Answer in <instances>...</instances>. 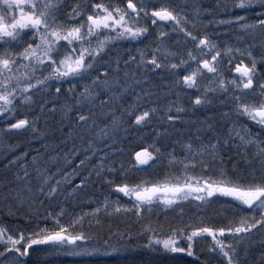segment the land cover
Here are the masks:
<instances>
[{
  "label": "snow or ice",
  "instance_id": "snow-or-ice-1",
  "mask_svg": "<svg viewBox=\"0 0 264 264\" xmlns=\"http://www.w3.org/2000/svg\"><path fill=\"white\" fill-rule=\"evenodd\" d=\"M220 8L225 18H218ZM212 25L229 39L210 33ZM153 36L155 47L145 43ZM173 38L175 50L166 44ZM154 76L164 82L153 87ZM181 92L190 93L187 106ZM200 112L202 120L185 119ZM0 116L5 139L30 132L45 141L43 152L21 151L0 165L6 170L0 204L34 209L15 230L0 222V264H29L40 254L78 257L83 264L115 254L137 264L136 255L144 253L154 259L142 264H154L169 254L194 256L197 241L209 237L213 264H264V0H217L212 9L199 0L159 6L152 0H0ZM41 119L52 123L51 130L41 131ZM153 119L159 123L152 143L134 151L131 170L166 159L181 174L130 179L116 157L125 151L129 130H143ZM231 146L241 159L229 174L220 165L223 149ZM6 150L16 152L11 144ZM64 166L73 167L78 184ZM80 169H90L87 177ZM93 175L108 189L94 207L70 214L56 203L57 197L81 203L76 194L93 184ZM221 199L228 207L211 223L200 219L166 230L143 223L156 208L179 209L183 221L185 202L199 217ZM132 217L142 225L135 237L130 228L121 230L124 218Z\"/></svg>",
  "mask_w": 264,
  "mask_h": 264
},
{
  "label": "trees",
  "instance_id": "trees-1",
  "mask_svg": "<svg viewBox=\"0 0 264 264\" xmlns=\"http://www.w3.org/2000/svg\"><path fill=\"white\" fill-rule=\"evenodd\" d=\"M185 3H190L191 1L197 2V0H182ZM209 1V0H208ZM207 0H199V2L206 8L208 6ZM220 2H223V0H220ZM163 3V1H161ZM160 3V4H161ZM210 6L214 3L216 7L217 0H210ZM155 4V3H153ZM159 6V4H157ZM210 7V9L215 8ZM218 12V18H225L223 16V9H217ZM238 14V13H237ZM249 17L253 16L254 13L251 11L247 14ZM229 39L228 36L225 37L224 40ZM154 36L148 40L145 41L146 44H149L151 47H155V44L153 43ZM166 44L169 48L172 50L176 49V43L175 38H173L170 41H166ZM131 47V46H129ZM138 47H144V45H138ZM188 47H191V45H188ZM123 51V49H121ZM133 52H135V49H133ZM151 53L149 52V55ZM195 65H193L194 67ZM226 67V65H225ZM152 86L155 87L156 83H163L164 81L161 80L160 77H152ZM207 81H205L206 83ZM189 94L180 93V96L182 97L181 102L187 106L189 104ZM174 97L169 96V99H173ZM131 99V98H130ZM161 103H164V100L161 99ZM23 112V110H21ZM210 114V113H209ZM205 117V113L200 112L196 115H193L192 113H188L185 117L186 120H202ZM59 120V116L56 118ZM159 120L153 119L151 125L144 128L143 130L136 131L133 129L129 130V135L124 139L123 141V147L125 148V151L122 155L117 156L116 159L118 161H123L126 168H129L130 171L128 173L130 179H148V180H163L167 175L169 174H175L180 175L181 169L178 168H171L168 165V162L166 159L162 160L158 164H154L151 168H148L145 171H133L131 170V160L134 159V151L141 150L142 147L148 146L152 143V140L154 138V133L152 129L158 125ZM5 126V123L0 125V128H3ZM41 131L43 132L46 128L51 130L53 127L52 123L45 124L44 120L41 119L37 125ZM179 127V125H178ZM255 130V129H254ZM192 131L195 132V128H192ZM58 136L61 138L63 137L62 133H57ZM123 135V134H122ZM45 141L35 138L30 132L24 133V134H17V133H11L9 134L8 138L5 139L2 135H0V165L2 163H6V158H11L13 154H19L21 151L30 150V149H40L43 152L42 144ZM53 143H55L54 140H52ZM166 144L169 143V141H164ZM80 141L76 140V144L80 145ZM13 145L16 148V152L12 153L9 150H6V145ZM64 150L68 151L71 148V141H69L68 144L64 145ZM151 150V149H150ZM176 151L179 154L180 148L179 146L176 147ZM224 151V159L223 164L220 165V167L223 168V170L227 171L229 174H231L233 171H236V164L240 161L239 156V150L235 148L234 146L231 147H225L223 149ZM249 151H252V149H249ZM31 155H35V152H32ZM31 157H29L30 159ZM83 158V157H81ZM73 163L79 167V160L73 158ZM214 166V170H215ZM240 167L243 168V163L240 164ZM64 170L66 173L69 174V179L72 180V184H78L80 177L74 176L73 174V167L72 166H64ZM90 169H80L83 176L88 175V171ZM6 170L0 166V175H2ZM55 171V169H53ZM194 174H200V170L197 169ZM212 174V173H209ZM57 179H60L59 176L56 177ZM117 180L120 179L119 176L116 177ZM93 184H89L82 192H77V196L80 198L81 203L78 204L76 199L68 198L67 200L65 197H57L56 203L61 204L67 208L69 213H79L81 208L84 210H87L89 207L95 206V201H100L103 199L104 195L107 194V186H101L99 182L96 181V177L93 175L92 177ZM95 185V186H93ZM71 186H69L70 190ZM86 194L90 195L92 198L93 203L89 204L86 198ZM67 195V194H66ZM50 203L49 201H45L44 205L45 207ZM185 210L187 212V216L184 218L183 221L179 219V209H176L175 211H169L168 213H164L160 208L154 209L151 216L145 215V221L143 223H147L149 220H151L153 225H156L159 223L164 227L166 230L169 225L176 226L178 224L182 223H190V224H197L199 223L200 219H203L205 223H211L213 220H217L220 218L221 215H224L222 209L225 207H228L226 203H224V200L221 199L220 201H217L211 205V207L208 209L207 214H201L199 217L195 215L196 209L195 206H193L191 203H184ZM29 211H34V209L30 210L26 206L23 207H16L9 209L8 207H5L4 205L0 204V222H2L7 227L15 230L18 225L23 224V217L26 213ZM41 213L44 212V207L40 208ZM67 219V217L65 218ZM141 223L136 222L135 218H124L123 222L121 223V230L124 228H130L133 236H136V233L141 231ZM254 237L256 234H253ZM143 237L138 238V242H142ZM212 241L211 238H206L202 240H198L195 245V253L194 256H187L186 253L176 254V258L174 259L172 254H169L164 257H156L154 264H203L205 259L207 258L209 261V264H213L214 258L207 257L206 250L211 245ZM183 246V245H182ZM255 255H258L260 248L257 245L256 248L253 250ZM197 256L199 259H197ZM37 258L45 261V264H83L81 258H71V257H60L56 255L52 256H45L43 254H40L39 257L36 255H33L30 258L29 264H31L32 261H35ZM136 261L137 264H142L143 259L147 260H153V256L144 253L141 255H136ZM89 264H95V262H89ZM99 264H132L131 260H125L123 256H114V258H106L99 262Z\"/></svg>",
  "mask_w": 264,
  "mask_h": 264
},
{
  "label": "rangeland",
  "instance_id": "rangeland-1",
  "mask_svg": "<svg viewBox=\"0 0 264 264\" xmlns=\"http://www.w3.org/2000/svg\"><path fill=\"white\" fill-rule=\"evenodd\" d=\"M161 1H163V2H166V0H152V3H154V2H159V3H161ZM208 1V0H207ZM181 2L182 3H185V2H183L182 0H181ZM209 3H208V6L206 7V8H209L210 9V7H215V4L213 3L211 6H210V0L208 1ZM223 2H224V0H223ZM191 3H195V2H190L189 4H191ZM238 14H240V15H244V11L243 10H239V9H237V10H235ZM249 12H251V11H248V13ZM247 13V14H248ZM209 18H211V17H205L204 18V21H205V24H207V19H209ZM213 30H215L217 33H220L221 34V39L222 40H224L225 39V37H226V35H224L223 34V28L222 27H219V26H217V25H212V26H210V27H208V31L211 33V32H213ZM158 31V30H157ZM128 46H131V45H128ZM3 123H5V121H4V119H3V117L2 116H0V125H2ZM84 177H87V175H85ZM127 198H125V200H126ZM230 199V198H229ZM186 203V202H185ZM193 206H195L193 203H191ZM56 256H60V257H70V256H65V255H63V254H59V255H56ZM114 256H115V254H114ZM71 258H78V257H71Z\"/></svg>",
  "mask_w": 264,
  "mask_h": 264
},
{
  "label": "flooded vegetation",
  "instance_id": "flooded-vegetation-1",
  "mask_svg": "<svg viewBox=\"0 0 264 264\" xmlns=\"http://www.w3.org/2000/svg\"><path fill=\"white\" fill-rule=\"evenodd\" d=\"M191 1V0H190ZM104 2L105 3H108V2H118V0H104ZM191 2H193V1H191ZM155 4L154 5H157V4H159L160 5V3L159 2H154ZM153 4V3H152ZM149 24H150V21L148 22Z\"/></svg>",
  "mask_w": 264,
  "mask_h": 264
}]
</instances>
